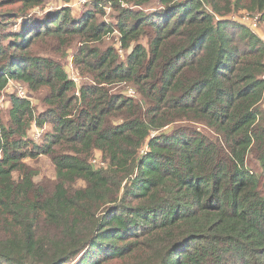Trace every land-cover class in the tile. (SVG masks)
<instances>
[{
    "label": "trees",
    "instance_id": "16d2710c",
    "mask_svg": "<svg viewBox=\"0 0 264 264\" xmlns=\"http://www.w3.org/2000/svg\"><path fill=\"white\" fill-rule=\"evenodd\" d=\"M71 1L0 0V264H264V0Z\"/></svg>",
    "mask_w": 264,
    "mask_h": 264
},
{
    "label": "rangeland",
    "instance_id": "374dc122",
    "mask_svg": "<svg viewBox=\"0 0 264 264\" xmlns=\"http://www.w3.org/2000/svg\"><path fill=\"white\" fill-rule=\"evenodd\" d=\"M90 1L89 2H85L83 3L80 0H72L71 2H69L67 5L71 7L73 14L79 18L83 15V13L85 12V10L90 6ZM59 3L58 1L50 8L53 9L55 7H59ZM110 10V9H109ZM108 10V12H110ZM259 19V15L256 16H250L248 13L246 12H242L240 15H236L233 18H236L237 20H243L244 22H246L251 29H253L254 31H256L260 37L264 40V25L263 24H259L257 22V27L256 28H252V20H254L255 18ZM118 44V42H117ZM70 61L68 60L67 64L69 65V73L73 76H77L78 77V82L80 84H82L84 81H86L84 78L82 79V77H80L77 73L76 70L74 68V66L72 64H69ZM20 90H24L26 92V95H30V93L28 92V90L26 89V87L24 85L21 84H13L9 89H7L4 93V95L1 98V102H0V107L1 110L3 111V120L7 121L8 119V111L10 108V94L15 93L17 91ZM49 129L50 127L46 126V129ZM36 133V131H34V134ZM99 153V152H98ZM97 155H100L97 154ZM28 163L34 168L36 169V171L38 172L36 179L38 181H53L55 178V167L53 165V163L51 162L50 158L46 155H40L36 158H32V159H28Z\"/></svg>",
    "mask_w": 264,
    "mask_h": 264
},
{
    "label": "built area",
    "instance_id": "2783aa9c",
    "mask_svg": "<svg viewBox=\"0 0 264 264\" xmlns=\"http://www.w3.org/2000/svg\"><path fill=\"white\" fill-rule=\"evenodd\" d=\"M80 1H82L83 3H85V2H88L89 0H80ZM243 21V20H242ZM244 22V21H243ZM257 22L259 23V19L256 17L254 20H252V28H256L257 27ZM244 23H246V22H244ZM117 40H118V38H117ZM118 42V44H119V41H117ZM73 78H74V80L76 81V82H78V77L77 76H73ZM17 93H18V95H20V96H29V95H26V92L24 91V90H20V91H17ZM128 93L130 94V95H134L135 94V90L133 89V88H129V91H128ZM35 131H36V133L35 134H33V138L35 139V141L36 142H38L39 140H40V138H41V136H42V133H43V129H40V128H38V127H36V129H35ZM99 156V155H98ZM97 160H94V162H96Z\"/></svg>",
    "mask_w": 264,
    "mask_h": 264
}]
</instances>
